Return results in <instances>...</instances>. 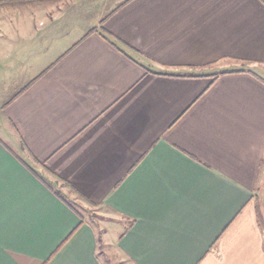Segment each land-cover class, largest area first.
<instances>
[{"label":"crops","instance_id":"crops-1","mask_svg":"<svg viewBox=\"0 0 264 264\" xmlns=\"http://www.w3.org/2000/svg\"><path fill=\"white\" fill-rule=\"evenodd\" d=\"M124 1L0 27V264H264V0Z\"/></svg>","mask_w":264,"mask_h":264},{"label":"rangeland","instance_id":"rangeland-1","mask_svg":"<svg viewBox=\"0 0 264 264\" xmlns=\"http://www.w3.org/2000/svg\"><path fill=\"white\" fill-rule=\"evenodd\" d=\"M124 0H31L25 4L0 5V27L10 22L18 24H37L38 19L41 23L48 25H63V32L71 27V37L79 35L80 30H85L91 24L95 25L97 19L110 13L118 4ZM39 10H43L40 12ZM45 14V16H44ZM44 16V17H43ZM66 27V28H65ZM2 32H0L1 34ZM70 43V41H63ZM5 48L0 47L3 51ZM20 82L0 80V105L14 94ZM35 169L38 165L31 163ZM56 181V182H55ZM53 181V187L56 189H65L64 185L58 180ZM70 197V194H69ZM75 200V201H74ZM72 204L77 206L79 211L95 230L96 236L101 240L99 246V256L102 264H129V262L117 253L113 243L117 241L118 232L111 230L112 222H115L113 214L101 206L81 205L79 201L72 198Z\"/></svg>","mask_w":264,"mask_h":264},{"label":"trees","instance_id":"trees-1","mask_svg":"<svg viewBox=\"0 0 264 264\" xmlns=\"http://www.w3.org/2000/svg\"><path fill=\"white\" fill-rule=\"evenodd\" d=\"M129 0H126V1H124V3L125 2H128ZM123 4V3H122ZM121 4V5H122ZM121 5H119V6H121ZM119 6H117V7H115L110 13H108L106 16H104L102 19H101V21L100 22H103L109 15H111L113 12H115V10H117V8L119 7ZM101 24V23H100ZM93 31H95V28H93V29H91V30H89L88 31V33L87 34H91ZM148 71V70H147ZM230 72H232V71H223V72H220V73H218V74H214L213 75V77H217L218 75H220V74H224V73H230ZM54 193L56 194V195H58L59 197H61L60 196V194H59V192L57 191V189L56 190H54ZM70 205V204H69ZM71 206V205H70ZM262 224V229H264V224L263 223H261Z\"/></svg>","mask_w":264,"mask_h":264}]
</instances>
